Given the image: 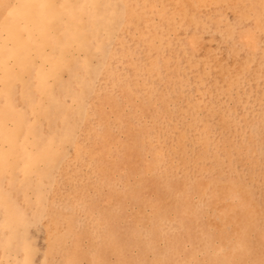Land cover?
Instances as JSON below:
<instances>
[{"label": "rangeland", "instance_id": "374dc122", "mask_svg": "<svg viewBox=\"0 0 264 264\" xmlns=\"http://www.w3.org/2000/svg\"><path fill=\"white\" fill-rule=\"evenodd\" d=\"M262 260L264 0H0V264Z\"/></svg>", "mask_w": 264, "mask_h": 264}, {"label": "bare ground", "instance_id": "6f19581e", "mask_svg": "<svg viewBox=\"0 0 264 264\" xmlns=\"http://www.w3.org/2000/svg\"><path fill=\"white\" fill-rule=\"evenodd\" d=\"M27 6L29 7L31 13H35L36 10H42V8H43V9L46 8V6H44V7H38L37 4H33V3H30V4H28ZM46 9H48V10H46V11H49V8H46ZM32 15H33V14H32ZM28 16H29V14H28ZM81 40H82V41H85V40H86V36H84Z\"/></svg>", "mask_w": 264, "mask_h": 264}, {"label": "snow or ice", "instance_id": "6c2138e0", "mask_svg": "<svg viewBox=\"0 0 264 264\" xmlns=\"http://www.w3.org/2000/svg\"><path fill=\"white\" fill-rule=\"evenodd\" d=\"M38 7H44V5H38ZM87 7L99 9V8H103V7H107V6L106 5H101V4H92V5H87ZM260 264H264V260H262L260 262Z\"/></svg>", "mask_w": 264, "mask_h": 264}]
</instances>
